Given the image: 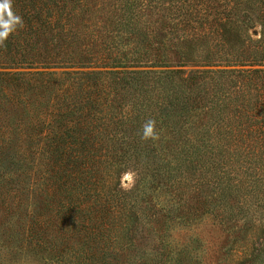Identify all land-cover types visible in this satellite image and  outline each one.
<instances>
[{
  "label": "trees",
  "instance_id": "trees-1",
  "mask_svg": "<svg viewBox=\"0 0 264 264\" xmlns=\"http://www.w3.org/2000/svg\"><path fill=\"white\" fill-rule=\"evenodd\" d=\"M8 3L0 264H199L168 228L206 213L264 264V0Z\"/></svg>",
  "mask_w": 264,
  "mask_h": 264
},
{
  "label": "rangeland",
  "instance_id": "rangeland-1",
  "mask_svg": "<svg viewBox=\"0 0 264 264\" xmlns=\"http://www.w3.org/2000/svg\"><path fill=\"white\" fill-rule=\"evenodd\" d=\"M165 62L169 68H177L176 54L169 50L165 51ZM191 65L184 66L183 69H191ZM56 70V69H55ZM131 179L126 176L123 180L125 186H129ZM153 200L159 206H169L171 198L164 189L148 190ZM168 242L170 247L176 251L186 249V251L199 264H234V255H228L227 248L230 245L232 237L236 235L235 228H227L219 219L210 213H206L196 220L184 224L178 220H172L168 228ZM4 264H45L34 256L26 255L16 260V262Z\"/></svg>",
  "mask_w": 264,
  "mask_h": 264
},
{
  "label": "clouds",
  "instance_id": "clouds-1",
  "mask_svg": "<svg viewBox=\"0 0 264 264\" xmlns=\"http://www.w3.org/2000/svg\"><path fill=\"white\" fill-rule=\"evenodd\" d=\"M9 3H8V0H4V3L0 4V9H8L9 8ZM17 21H19V17H16ZM7 37V32H4V33H0V41H3L5 38ZM151 123L152 122H149V125H148V131L150 132L151 131Z\"/></svg>",
  "mask_w": 264,
  "mask_h": 264
}]
</instances>
